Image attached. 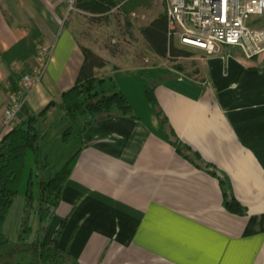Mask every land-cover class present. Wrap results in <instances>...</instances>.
Returning <instances> with one entry per match:
<instances>
[{
  "label": "crops",
  "instance_id": "crops-1",
  "mask_svg": "<svg viewBox=\"0 0 264 264\" xmlns=\"http://www.w3.org/2000/svg\"><path fill=\"white\" fill-rule=\"evenodd\" d=\"M86 17L93 15L71 0H0V53L26 37L32 22L51 49L17 122L51 102L52 115L63 110L62 94L84 61L82 45L109 62L97 75L114 78L135 114L100 120L84 133L51 224L67 219L61 246L79 264H264V53L248 58L237 47L216 54L194 48L170 57L179 70L165 71L79 36ZM15 65L23 68L0 56V139L9 131L3 108L17 86ZM152 72L166 77L155 95L170 126L229 177L245 214L227 209L219 179L170 141L146 93L145 74Z\"/></svg>",
  "mask_w": 264,
  "mask_h": 264
},
{
  "label": "trees",
  "instance_id": "trees-1",
  "mask_svg": "<svg viewBox=\"0 0 264 264\" xmlns=\"http://www.w3.org/2000/svg\"><path fill=\"white\" fill-rule=\"evenodd\" d=\"M147 0H75V7L88 12L98 21H105L115 8L131 12L133 8L146 4ZM126 27L134 35L132 23L125 19ZM141 33L150 49L162 58L189 56L191 52L169 45L168 17L166 12L158 14ZM45 44L40 28L32 22L26 37L10 50L1 52L3 61L12 66L22 63V74L32 71L37 64V46ZM84 61L75 84L63 92L64 114L52 115L54 102L30 117L16 122L0 139V264H79L70 247H62L60 238L67 219L57 229L50 242H44L54 216L61 203L63 189L83 149V135L100 120L117 117H134L133 108L118 87L113 77L97 75V69L109 62L92 48L81 46ZM166 77L162 73L145 74L146 93L155 105L170 141L177 151L198 167L216 176L221 184L225 206L236 214H245L243 206L234 194L227 175L204 161L198 153L181 141L170 126L167 116L160 108L156 85ZM25 195V207L21 233L17 243L12 242L4 226L17 196ZM37 214L40 227L34 234L30 218Z\"/></svg>",
  "mask_w": 264,
  "mask_h": 264
},
{
  "label": "built area",
  "instance_id": "built-area-1",
  "mask_svg": "<svg viewBox=\"0 0 264 264\" xmlns=\"http://www.w3.org/2000/svg\"><path fill=\"white\" fill-rule=\"evenodd\" d=\"M163 1L170 46L197 48L208 54L237 47L248 58L264 53V0ZM37 50V64L32 71L17 77L16 88L7 91L3 108L6 129L17 122L24 98L43 78L51 49L38 44ZM13 70L19 74L22 67L15 65Z\"/></svg>",
  "mask_w": 264,
  "mask_h": 264
},
{
  "label": "rangeland",
  "instance_id": "rangeland-1",
  "mask_svg": "<svg viewBox=\"0 0 264 264\" xmlns=\"http://www.w3.org/2000/svg\"><path fill=\"white\" fill-rule=\"evenodd\" d=\"M147 1L146 4H141L133 8L131 12L115 9L110 14V18L105 21H98L93 17H86L87 25L82 29L83 32L79 36H87L89 39L96 41L101 47H106L111 54H137L141 62L146 65H155L163 68L165 71L174 72L175 70H179L182 67L180 63H174V60L170 58L158 57L151 51L141 34V27L144 23L156 17L160 12L165 11L163 0ZM125 19H129L132 23L131 32L134 35H139L136 38L137 41H134L135 37L130 34L129 29L126 27ZM187 50L192 51V49ZM62 114H64V111L58 108L55 117L61 116ZM25 202V195L20 193L14 200L5 222L4 230L14 243L19 241ZM58 224L54 223L50 225L44 239L51 240L53 238L59 228ZM30 225L35 234L40 227V219L37 214L34 213L31 216Z\"/></svg>",
  "mask_w": 264,
  "mask_h": 264
}]
</instances>
